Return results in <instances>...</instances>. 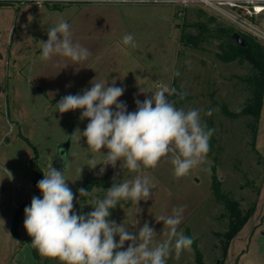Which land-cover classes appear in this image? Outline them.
Instances as JSON below:
<instances>
[{"label":"rangeland","instance_id":"374dc122","mask_svg":"<svg viewBox=\"0 0 264 264\" xmlns=\"http://www.w3.org/2000/svg\"><path fill=\"white\" fill-rule=\"evenodd\" d=\"M61 17L70 25L73 42L91 52L78 65L60 56L40 59L39 41L47 42L50 26ZM211 18H216L215 23ZM200 23L206 24V29L222 24L248 34L230 16L203 4L185 7L148 0H0V264H35L28 243L31 237L24 228L25 204L34 196L42 199L37 183L51 167L57 146L77 130L82 133L89 123L80 119L82 109L61 114L56 103L64 96L90 89L95 78H107L109 85L115 80L117 87L125 89L118 102H124L128 112L136 111L137 99L143 102L151 97L152 93L141 94V88L148 92L162 87L175 89L176 94L168 95L169 101L174 100L178 109L199 110L201 123L214 129L209 151L187 175L176 177L167 158L155 168L142 169L152 186L151 198L139 202L140 212L130 201L121 200L110 210L109 220L124 223L133 234L148 222L157 233L158 243L166 236L162 234L163 222L156 220L183 207L178 230L197 243L204 264H264V89H247L240 78L251 73L249 62L220 61V41L207 39L206 31L196 28ZM259 23L264 25V21ZM199 32L204 33L201 42L184 46V34ZM125 34L133 35L134 47L123 44ZM258 42L264 48V41ZM257 98L263 104L259 113L257 107L252 112L260 114L253 142L247 121L251 116L232 119L227 112L240 114L246 99L253 100L255 107ZM70 141L65 179L74 193L73 211L77 214L90 213L92 201L105 197L114 178L120 182L137 175L122 169L121 161L115 168L97 165L90 169L86 160L94 154L87 149L86 139L76 133ZM101 152L106 154L107 149ZM96 159L103 164L102 155ZM81 167L80 174L77 169ZM101 167H105L103 174ZM85 181L90 182V196L81 200L78 189ZM217 187L236 202L241 217H247L237 232L235 225L229 226V212L215 196ZM231 231H235L233 235ZM114 239L119 242V236ZM129 243L125 242L121 250ZM37 255L39 264H61L38 250ZM167 264H196L192 245L178 258L173 251Z\"/></svg>","mask_w":264,"mask_h":264},{"label":"clouds","instance_id":"9594fccd","mask_svg":"<svg viewBox=\"0 0 264 264\" xmlns=\"http://www.w3.org/2000/svg\"><path fill=\"white\" fill-rule=\"evenodd\" d=\"M47 36V42L39 41L42 61L60 56L78 65L91 55L88 48L73 42L70 25L63 17L50 26ZM133 41L132 34L123 36V44L134 47ZM90 83V89H84L82 94H69L56 103L59 113L82 109L80 119L89 120L85 130L82 133L77 130L70 139L76 133L86 139L87 149L94 154L86 160L90 169L97 165L115 168L117 161H121L122 169L137 175L120 182L114 178L112 187L105 190V197L92 201L90 213L77 214L73 211L74 193L65 179L69 164L64 159L63 170L51 166L38 181L42 199L34 196L31 205L25 207L24 228L32 238V246L42 256L57 259L61 264H167L173 251L178 258L193 244L192 238L178 230L183 207L174 208L172 215L156 220L163 222L162 234L166 236L158 243L157 233L148 222L138 234H133L124 223L117 225L109 220L110 210L125 200L140 212L139 202L152 196V186L147 176L142 175V169L155 168L162 158H167L176 177L187 175L209 151L214 129L201 123L199 110L178 109L169 101L168 95L176 94L175 89L162 87L148 92L141 88V94L152 93L151 97L143 102L137 99L136 111L128 112L126 104L118 102L125 89L117 87L115 80L111 85L107 78L100 81L95 78ZM102 148L107 149L106 154L101 152ZM96 155L104 157L103 164L97 162ZM82 170L83 167L77 169L80 174ZM4 171L12 178L5 167ZM104 171L105 167H101L100 174ZM78 192L80 197L89 195L84 188ZM116 236L119 242L114 239ZM125 242L130 243L126 250H121Z\"/></svg>","mask_w":264,"mask_h":264},{"label":"trees","instance_id":"16d2710c","mask_svg":"<svg viewBox=\"0 0 264 264\" xmlns=\"http://www.w3.org/2000/svg\"><path fill=\"white\" fill-rule=\"evenodd\" d=\"M215 19L216 18L214 19L211 18L210 22L215 23L214 22ZM205 25L206 24L200 23L197 25L196 28L200 30L201 28L204 29L207 33V39L217 38L220 41L219 46H220V49L222 50V53L221 55H218V59L224 63L233 62L237 60H240V61L247 60L252 68L251 73L247 74L246 76L240 79L248 87L247 89L255 90L259 87L260 90H263L264 89V48L260 46L258 42L259 40L249 34L241 33L242 36L248 42L247 46L245 48H242L232 38V35L235 32V30L232 27L224 26L222 24H217V27H215L214 29H210V28L206 29L207 26ZM201 32H204V31H201ZM201 32H199L197 35L184 34L181 38V40L184 41V46L190 47L193 45V43L196 44V42H201L203 34H204ZM172 101L173 103H175L174 100ZM252 101L253 100H248V99L245 100L242 112L240 114L227 112V116H229L232 119H237L239 118V116L241 117V115H246L247 119L249 118V116H251V118L248 119L247 121H248V125L252 128V130L249 131L251 138L253 142H255L256 136H257L258 121H259V116H260V114L258 113L260 112L263 103H262L261 98L260 99L257 98L256 100L257 106L254 107ZM181 102L182 101L180 100V103L179 104L177 103L178 105L176 106H179ZM256 107H257V111L259 110L258 113L257 114L252 113L254 112V109ZM82 188H84L85 190H88L89 195L82 196L81 200L87 199L90 196V190H91L90 182L85 181ZM219 189L220 188L218 187L216 188L215 196L218 199V202L224 205L225 209L229 212L228 214L229 226L232 227L235 225V231L237 232L239 229H241L243 224L247 221V217L242 218L241 212L239 211V208L236 202H234V200H232L230 197L220 193ZM81 200H77V202ZM30 205H31V202L25 204L26 207ZM224 217H225V214H224ZM235 231H231L230 234L233 235ZM31 242H32V238L31 240H29L28 243L31 244ZM192 248L194 250V254L196 258V264H204L203 254L196 242H193ZM32 252H33L34 259H35V264H39L37 250L33 246H32Z\"/></svg>","mask_w":264,"mask_h":264},{"label":"built area","instance_id":"2783aa9c","mask_svg":"<svg viewBox=\"0 0 264 264\" xmlns=\"http://www.w3.org/2000/svg\"><path fill=\"white\" fill-rule=\"evenodd\" d=\"M108 1V0H107ZM170 2L181 6L203 4L220 15L230 16L237 27L249 35L264 41V0H148ZM253 19V20H251Z\"/></svg>","mask_w":264,"mask_h":264},{"label":"water","instance_id":"95a60500","mask_svg":"<svg viewBox=\"0 0 264 264\" xmlns=\"http://www.w3.org/2000/svg\"><path fill=\"white\" fill-rule=\"evenodd\" d=\"M232 38L242 48H245L248 44L247 40L238 32H234ZM70 146H71L70 139L65 143L59 144L57 146L55 155L51 160V166L59 170H63L64 159H67V161L69 160Z\"/></svg>","mask_w":264,"mask_h":264},{"label":"crops","instance_id":"0c3cea01","mask_svg":"<svg viewBox=\"0 0 264 264\" xmlns=\"http://www.w3.org/2000/svg\"><path fill=\"white\" fill-rule=\"evenodd\" d=\"M11 7H7V9H10Z\"/></svg>","mask_w":264,"mask_h":264}]
</instances>
